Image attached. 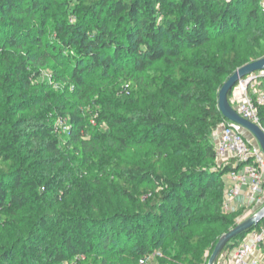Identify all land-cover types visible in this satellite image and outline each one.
Instances as JSON below:
<instances>
[{"label": "trees", "instance_id": "16d2710c", "mask_svg": "<svg viewBox=\"0 0 264 264\" xmlns=\"http://www.w3.org/2000/svg\"><path fill=\"white\" fill-rule=\"evenodd\" d=\"M63 4L66 7L63 15L73 20L56 24L59 53L73 49L78 55L71 75L78 105L69 112L54 91L34 96L32 83L40 79L47 61L44 55L35 56L30 50L26 51L30 39L41 45L34 27L39 23L40 32H46L50 2L0 0V224L16 225L17 218L41 199L37 193L41 189L45 193L53 191L54 203L63 212L74 213L76 217L68 220L69 225L65 220L60 222L65 227L59 239L47 243L43 249L32 230L25 246L27 256L33 257L29 260L13 259L11 252L1 246L0 264H106L105 259L100 258L104 255L126 256L133 263H140L147 250L136 239L138 222H146V227L152 230L151 244L161 247L157 240L164 239L169 233L182 232L183 226L193 220L194 199L203 201L207 197L217 202L225 215L217 219L221 228L217 236L211 237L208 231V234L197 231L195 244L203 243L212 253L222 235L239 225L237 219L245 208L224 213V176L231 167L213 172L200 167L203 159L198 156L216 163L214 135L226 123L218 106V90L237 69L264 59V50L244 57L235 50H227L221 53L220 64L209 58L210 63L204 67L211 76L210 80L201 79L191 71L185 72V65L175 63L172 58L188 50L202 49L228 33L249 31L248 25L252 21L264 19L260 1L79 0L77 7H72L71 1ZM158 61H164L172 69V77L162 70L151 72V66ZM195 68L202 67L196 63ZM96 70H100L103 76L110 72L123 74L126 70V93L86 80L85 76ZM174 82L185 83L187 88L171 87ZM16 88L23 89L28 99L22 97L13 101L10 93ZM164 93L184 109H195L198 115H192L186 122L171 124L160 119L158 114L162 110L158 107H148L144 114L133 110L132 105L141 100L156 104L157 97ZM232 95H229L230 102ZM125 97L130 100L129 111L124 109ZM26 112L31 113L29 131L22 130L24 121L14 120L17 114ZM57 118L68 120L67 134L57 133L54 126ZM259 118L264 129V107L260 108ZM93 119L107 129L89 141L87 126ZM110 139L123 146L156 144V150L151 154L148 166L121 163L107 145ZM177 142L179 149L198 156L189 158L190 164L180 168L171 179L162 169L163 161L168 159V154L163 158L162 150L167 149L171 154ZM23 150H28L33 157L48 154L49 157L41 163L43 165L62 163L64 154L81 155L84 160L82 176L72 184L63 178L56 183L54 180L44 181L39 173L24 168L28 158L21 159ZM66 167L62 165L59 174L66 171ZM91 167L101 170L102 175L116 169L119 191L136 207L134 213H117L110 219L90 223L86 220L92 199L86 181ZM149 183H154L155 187L150 188ZM73 190L79 194L85 208L80 209L81 212L71 204ZM114 220L121 223L122 240L115 233L101 237L102 228L95 224ZM39 222L45 226L43 218ZM204 223L203 219H197L195 224ZM245 234L226 245L223 253L238 246ZM177 235L174 250L182 254V263L202 264L195 254L185 253L187 248Z\"/></svg>", "mask_w": 264, "mask_h": 264}, {"label": "rangeland", "instance_id": "374dc122", "mask_svg": "<svg viewBox=\"0 0 264 264\" xmlns=\"http://www.w3.org/2000/svg\"><path fill=\"white\" fill-rule=\"evenodd\" d=\"M48 1L50 2L51 8L50 13L47 16L49 23L45 29L46 32H40L41 27L39 23L38 26L34 27L41 45H36L37 42L33 43L30 39L26 47V51L30 50L31 55H44L46 56L47 61V66L42 70L40 79L32 83L33 90L35 91L34 96H43L46 92L54 91L56 97L61 101L62 105L68 108L69 112L73 109H76L78 105L77 97L75 95V86L71 78L74 67L76 66L75 62L78 61V55L73 49H71L69 52H65L64 54L59 53V41L55 32V27L59 21L63 22L67 20H73L71 17L66 19V16L63 15V11L66 8L63 3L71 1L72 7H77L79 6L77 5L79 0ZM114 24L115 22L112 24V26ZM243 24H246V19L243 20ZM248 27L249 31H246L242 34L228 33V35L220 37L217 41L207 43L202 49L188 50L183 55L172 58V61L185 65V72L191 71L195 76L201 79L205 78L210 80L211 76L204 67L210 63V60H208L209 58L214 60L217 64H220L221 53L227 50H235L241 57L249 56L255 51L261 52L264 50V19L261 18L258 22L252 21ZM196 63H200L202 68L196 69ZM1 67L2 66L0 63V70ZM150 70L151 72L162 70L165 74L172 77V69L164 61L156 62V64L151 66ZM125 74L126 70L123 74L110 72L108 76H103L100 70H96L85 77L88 81L94 80L99 84H104L107 87L111 86L123 90L126 93L127 88L125 84L126 82L124 80ZM135 77H137V75ZM178 86L184 87L185 83L174 82L171 87L177 88ZM186 88L187 87L185 86V89ZM256 89L257 91L264 93L263 80H259L258 84H256ZM10 94L11 98H13V101L26 96L24 95L25 91L19 88L13 89ZM218 94H220V89L218 90ZM148 107L153 109L158 107L161 109L162 111L158 114V116L163 122L171 124L174 122L180 124L186 122V120H188L192 115H198V112L193 108L189 111L184 109L180 103L174 100L167 93L159 95L157 97L156 104L151 100H141V102H137L132 105L133 110H138L139 114L147 113ZM124 109L128 111L131 109L130 100L126 97L124 100ZM30 114L31 113L26 112L16 115L14 120H22L25 122L21 127L22 130H31L32 126L30 125ZM89 124L90 125L87 126L88 135L86 137L89 141L96 139L95 137H98L103 131H106L107 129L104 124H99L96 119H93V121H91ZM54 126L58 131L57 133L59 134L62 133L65 135L69 130L68 120L66 121L64 119L57 118L54 122ZM246 134L248 139H251L253 142L256 141V139H254L250 134L247 132ZM216 140L215 142H217ZM107 145L109 148L111 147L115 158L119 159L121 163H129L131 165L144 164L145 166H148L151 160L150 156L156 150V144L123 146L114 139H110ZM174 146L176 147L173 151H170L171 154H169V150L167 149L162 150L163 158H165L164 155L168 154V159L165 158L166 161H163L162 163V169L171 179H173L178 174L180 168L190 164L189 158L194 157V154L185 153L183 150L179 149L180 144L178 142L174 143ZM29 155L30 154H28V150L22 151L21 159L24 156L28 158L26 161L27 164L24 166V168L31 172L35 171L39 173L38 176L44 181L54 180L56 183L63 178L65 181L72 184L82 176L80 172L82 170L81 165L83 164L84 160L81 155L75 157L69 154H64L62 163L46 165L41 163H43V160L49 157L48 154H46V156L37 155L35 157ZM195 157L193 159H196ZM198 158L203 159V162L200 161L201 168H209L213 172L222 171V169L217 167L216 163H210L209 161L204 160V157L198 156ZM62 165L67 166V170L62 174H59L58 170L62 167ZM118 175L119 173L116 171V169H112L107 175H102L101 170L91 167L88 179L86 180L89 186L87 192L92 193V199L89 203V210H87V215L85 214L86 220L89 221V223L91 221L95 222V220L100 221L101 219H110L117 213H134L136 211V207L132 204V202L122 197V193L119 191V187L115 179V177ZM226 176L227 175L224 176L225 180L227 179ZM149 186L152 189L155 187L154 183H149ZM211 192H213L215 195H218L217 192ZM37 193L40 195L41 199L32 203L31 207L27 208L25 214L22 217L17 218L16 225H11L6 222L0 224V247H6L5 249L11 252L12 257L15 260L19 258H24L27 260H29V258H33L27 256V253L25 252V246L27 245L26 239L32 230L35 231L39 242L43 244V249L47 243L52 242V240L59 239V236L65 227V225H60V222L65 220L67 225H69L70 223L68 220L74 219L76 217L74 213L67 211L63 212L62 209H60V207L54 203L52 199L54 194L53 191L45 193L43 189H41L38 190ZM72 193L73 197L71 204L76 209H79V212H81L80 209H83L84 207L82 205V201L80 200L79 194L75 190H73ZM243 202V197H240L236 200L237 204ZM192 205L194 206L193 220L188 221L187 224L183 226L182 232H180L182 235L180 233L176 234H178L177 236L181 238L182 245L186 246L187 248L185 253H190L192 255L195 254L196 259L200 260L202 264H207L212 253L205 247L203 243L197 242L195 244V240L197 239L196 235L198 234L197 231L202 230L206 233L208 231V233L211 234V237L217 236L221 232L220 224L217 222V219L219 217H225V215L219 208L217 202L213 201L209 197L205 198L203 201L194 199ZM258 210L259 209L253 207H246L241 214V217L237 219L238 224H241V222L254 216ZM41 218L46 221L45 226L40 224L39 221ZM197 219H203V221H205L204 225L195 224ZM95 224L97 227L102 228L101 237H104L107 235V233H115L117 238L122 240L120 238L123 236V231H120L122 228H119L121 223L119 224V222L116 220L112 222L108 221L105 224L98 222ZM145 224L146 222H138L137 226L139 234H136V239L146 247L147 251L144 257L146 264H183L181 259L182 254L174 250L176 245V242H174V237L176 234L169 233L164 239L157 240V243H159L161 247L156 248L151 244L150 234L152 230L148 229ZM259 226H263V223H261ZM130 249H133V247H130ZM1 251L0 255L2 253ZM260 251L261 252L259 253V256L261 264H264V249ZM100 258H104L106 264H140L133 263L130 258L128 259L126 256L121 255H104L100 256ZM30 264H32V262H30Z\"/></svg>", "mask_w": 264, "mask_h": 264}, {"label": "built area", "instance_id": "2783aa9c", "mask_svg": "<svg viewBox=\"0 0 264 264\" xmlns=\"http://www.w3.org/2000/svg\"><path fill=\"white\" fill-rule=\"evenodd\" d=\"M259 1L264 11V0ZM263 79L264 72L241 79L233 90L230 102L241 117L259 126L264 93L257 91L256 84ZM215 135L217 167L222 170L231 167L225 180L224 213H235L246 207L263 208L264 153L260 145L257 141L248 139L246 131L240 125L230 124L228 121L222 124ZM240 197H243L244 202L237 204L236 200ZM262 223L263 226H257L245 234L238 246L222 253L216 264H261L259 253L264 249V221ZM140 264H146V260H141Z\"/></svg>", "mask_w": 264, "mask_h": 264}, {"label": "water", "instance_id": "95a60500", "mask_svg": "<svg viewBox=\"0 0 264 264\" xmlns=\"http://www.w3.org/2000/svg\"><path fill=\"white\" fill-rule=\"evenodd\" d=\"M258 72H264V59L253 61L252 63L237 69L233 76H231L221 87L218 106L226 121H228L230 124L240 125L248 134L256 139L264 153V129L258 124L251 123L250 121L241 117L234 107H232L229 101V95L233 93L237 83L241 79L252 76L254 73ZM263 221L264 207L259 209L254 216L241 222V224L222 235L214 250L212 251V255L210 256L208 264H216L217 260L226 248V245L241 237V235L245 234L246 232L257 228V226H259Z\"/></svg>", "mask_w": 264, "mask_h": 264}, {"label": "crops", "instance_id": "0c3cea01", "mask_svg": "<svg viewBox=\"0 0 264 264\" xmlns=\"http://www.w3.org/2000/svg\"><path fill=\"white\" fill-rule=\"evenodd\" d=\"M214 137H215V140H216V135H214ZM217 141V140H216ZM228 184H229V182H227Z\"/></svg>", "mask_w": 264, "mask_h": 264}]
</instances>
